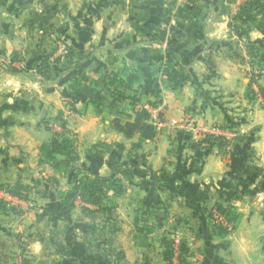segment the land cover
Here are the masks:
<instances>
[{"label":"rangeland","instance_id":"374dc122","mask_svg":"<svg viewBox=\"0 0 264 264\" xmlns=\"http://www.w3.org/2000/svg\"><path fill=\"white\" fill-rule=\"evenodd\" d=\"M102 1L109 2L110 9L97 8L93 14L100 18L96 24L111 23L107 32L111 47L97 70L108 71L123 64L135 69L139 64L144 79L135 83L134 98L119 106L123 107L122 114L103 115L98 120L100 124H96L84 139L85 146L79 147L80 160L73 171L79 167L100 174L95 171L96 164H104L100 175L118 178L122 188L116 196L110 191L109 197L103 200L101 206L106 210L95 214V219L85 221L92 232L86 234V239L91 240L89 255L94 264H134L132 262L136 260L138 263L135 264H194L204 239L218 241L234 231L239 220L237 208L264 209V147L260 154V149L255 147L258 140L264 146V35L255 28L247 31L249 23H243L239 18L240 8L247 0H211L209 3L201 0ZM86 2L0 0V31L14 35L17 42H24L19 39L26 33L34 36L32 41L37 39L44 43L47 38L53 39L56 41L54 53L47 56L52 59L64 45L56 38L54 30L62 32L60 27L67 24V20H77L79 6ZM86 11L90 12L89 9ZM145 28L149 34H144ZM66 33L71 36L69 30ZM21 57L24 61H15L11 65L21 69L20 74L38 75L35 68L39 60L32 63ZM8 62L10 58L5 65ZM174 73L179 74L176 80L181 82L176 86L166 80ZM188 77H193V92L198 93L199 100L206 97L207 100L199 101L195 106L188 104L190 108L186 106L181 115L175 117L171 104L164 102L172 101L168 95ZM204 85L208 86L207 93L204 89L201 91ZM189 93L192 94L191 90ZM144 104L152 106V116L150 113L147 120L153 127L152 138L141 142L138 133L128 138L113 128L117 122L124 127L132 122L134 113L144 110ZM64 108L63 120L83 118V114ZM50 123L55 122L52 119ZM110 129L115 130L116 137ZM124 130L127 135L129 128ZM94 135L93 146L89 142ZM139 142L142 145L136 146ZM97 144L101 148L100 154L95 150ZM183 147L184 151L179 153ZM82 150L88 153L84 151L82 155ZM183 154L191 161L193 179L207 176L199 165L209 154H216L228 168L225 171L228 174L223 178L234 183L230 198L233 200L240 192L246 196L244 203L252 206H237V200H206L202 195L198 199L200 193L187 183L189 180L173 188L171 184L160 186L141 180L144 171L139 174L138 170L145 168L148 176L152 170L158 172L159 167L165 168V165L176 167V161ZM239 178L255 183L252 190L238 191L235 182ZM255 188L262 189L259 200L254 197ZM61 190H64L62 185ZM193 192H197L198 200L193 199ZM31 202L33 209L26 217L32 216L37 207L35 199ZM80 202L75 199L72 214L76 222L66 233V242L72 241L73 237L75 240L76 233L80 234L81 228H77L81 219L77 215ZM64 220L60 219V222ZM201 228L208 231L207 237L200 232ZM51 239L55 242L60 238L52 234ZM165 241L169 244L167 254L163 246ZM146 244L149 247L146 248ZM143 255L147 263H141ZM70 259L74 260V257ZM45 260L48 262L49 258ZM51 261L58 264L63 260Z\"/></svg>","mask_w":264,"mask_h":264},{"label":"crops","instance_id":"0c3cea01","mask_svg":"<svg viewBox=\"0 0 264 264\" xmlns=\"http://www.w3.org/2000/svg\"><path fill=\"white\" fill-rule=\"evenodd\" d=\"M109 5V2L102 0H87L86 4L83 3L79 6L77 20H67V24L60 27L64 32L63 30L62 32L54 30L56 38L72 47L78 58L88 59L87 63L91 69L99 68L98 66L106 58V51L111 47L108 44L109 36H107L111 23L103 26L96 24L100 18L93 14V10L95 11L97 8L99 10L110 9ZM88 9L90 12L86 11ZM116 23L115 20L114 26ZM68 30L71 32V36L66 33ZM13 37L14 35L0 31V183L14 184L19 181L22 184L33 185L35 192L32 195L36 200L37 207H35L32 216H28L29 218L26 217L27 214H20L10 208L6 210L0 208V264H16L22 254L25 260L29 259H27L28 264H56L52 263V259L54 261L61 259L63 261L59 263L64 264L68 259L67 264L71 262L94 264L93 258L89 255L91 240L86 239V234H89L91 230L90 224L85 225V221L93 220L95 217H87L78 212L77 215L81 218L77 225V228H81L80 234L76 233L75 240L73 237L72 241L66 242V233L71 231L72 225L74 227L76 222L75 215L72 214L75 208L68 211L62 207L56 189H61V185L62 188H67L69 174L55 172L42 163L39 155L40 145L50 138V132L46 129L43 120H52L59 113L63 115L65 108L62 99L68 94L67 79L65 80L68 75L64 77L62 75L56 79L52 77L44 79L40 75L10 73L5 69V62L14 53L22 55L26 61L32 63L46 58L49 54H53L56 41L53 42V39L47 38L45 42L50 43L51 46L48 43L44 45L45 42H38L37 39L32 41L34 36L30 33L22 34L19 40H24V42H17V39H13ZM129 37L126 36V38ZM68 38H70V42ZM16 42L18 45L19 43L22 45H19L21 48L16 46ZM192 78L188 77L184 83L178 85L173 93L168 95L172 98L171 102L167 99L168 102H164L171 104L175 117L181 115L186 106H195L199 101L201 103V101L207 100V97L199 100L198 93L193 92L195 89L191 83ZM207 87L202 86L201 91L204 89V93H207ZM190 90L192 94L189 93ZM180 104L183 106L181 107ZM99 119H102V116H96L89 108L81 120L69 118L66 121L68 128L76 137L78 163L81 155L79 147L81 144L83 147L85 146L84 139L90 131L95 129L96 124H100L98 123ZM110 130L113 134L115 133L116 137L115 130ZM95 138V135L91 136V142H89L93 146ZM255 147L260 149L259 154L263 152L262 141L258 140ZM250 148L254 149L253 146ZM95 150L97 154H100L101 148L98 144L95 146ZM84 151L88 153L87 150H82V155ZM183 151L184 147L179 150V153ZM188 161L183 154V157L176 161V167L168 168L165 165V168L159 167L158 172L152 170V174L149 173L148 176L145 168L138 170V173L144 171L142 174L144 176L141 177L144 183L156 182L160 186L171 184L173 188V186L176 187L189 180L187 183L193 187V190L203 193V198L206 200H232L230 190L234 183L223 178L225 174H228L225 172L228 169L225 161L216 154H209L205 157L199 165V169L201 168L207 175L202 179L192 178L191 161ZM96 167L95 171L101 174V167H104V164L97 163ZM137 169L138 167L136 171ZM166 169L167 171H164ZM187 174L188 176L185 177ZM54 179L56 182H52ZM254 185L255 183L250 184L240 178L235 182L237 190L245 188L251 191V187ZM261 190L254 189L255 199L259 200L262 197ZM194 192L193 199L198 200L197 192L196 194ZM236 194L237 196H234L233 199L237 200L235 205L252 206V204L244 203L243 200L246 199V196L240 192ZM237 211L239 220L234 231L224 235L218 241L210 242V240L204 239L199 248L197 262L194 264H264V209L237 208ZM83 217L86 220H82ZM63 218L65 220L61 223L60 219ZM253 220L255 221L252 222ZM201 229L203 230L200 232H203V235L207 237L208 231L205 228ZM52 234H56L60 239L54 242L51 239ZM146 245V248L149 247V244ZM71 257H74V260H71ZM46 258H49L51 262H47ZM141 259V263L148 262L145 261V255ZM132 263H138V260Z\"/></svg>","mask_w":264,"mask_h":264},{"label":"trees","instance_id":"16d2710c","mask_svg":"<svg viewBox=\"0 0 264 264\" xmlns=\"http://www.w3.org/2000/svg\"><path fill=\"white\" fill-rule=\"evenodd\" d=\"M201 1L209 3L211 0ZM239 18L241 22L249 23L247 31L255 28L264 35V0H247L240 8ZM142 25L145 26V22ZM137 28L140 30V26ZM145 29L144 34H149V30ZM48 58H42L36 63L37 74L44 79L51 77L56 79L62 75L63 77L68 75L65 78V80L67 79L68 94L62 99L63 104L78 114H84L90 108L97 116L121 115L123 107L119 106L128 99L134 98L132 92L136 89L134 88L135 83L138 84L144 79L143 68L139 64H136L135 69L124 64L108 71L91 69L87 58L84 60L78 58L74 49L65 44L62 53L55 55L52 59ZM20 60L24 61L21 55L12 54L5 69L10 73H20L21 69H16L11 65V63ZM86 70L89 74L84 73ZM174 74L168 76L166 80L176 86L181 82L176 80L179 74ZM62 116V113H59L53 119V122L60 125L59 131L52 129L50 120H43L46 129L50 132V138L39 147L40 159L43 164L55 172L69 174L67 188L56 189L60 205L68 211H72L76 207L75 199L78 198L81 201L80 213L87 217H95V214L106 210L101 204L109 197L110 191L115 196L121 193V184L119 179L114 176L100 175L87 171L85 168L78 167V170L73 171L78 163L76 139L75 135L66 128L67 122L62 119ZM148 117L149 114L145 110H140L134 113L133 121L126 123L125 127L117 122L113 128L128 138H131L134 133H138V138L143 142V140L154 136L153 127L147 121ZM126 127L129 128L127 135L124 130ZM141 142L136 146L142 145ZM52 182H56V179ZM0 189L23 200L33 201L34 199L32 194L35 192V187L31 184H22L19 181L14 184L0 183ZM201 195L203 196V193L200 192L198 199L202 198ZM0 208L2 210L10 208L19 212L1 199ZM163 246L167 249V254L168 242L165 241ZM24 263H27L25 259Z\"/></svg>","mask_w":264,"mask_h":264},{"label":"built area","instance_id":"2783aa9c","mask_svg":"<svg viewBox=\"0 0 264 264\" xmlns=\"http://www.w3.org/2000/svg\"><path fill=\"white\" fill-rule=\"evenodd\" d=\"M64 49V45H61L58 48V54L62 53ZM143 109L149 114L152 112V106L149 104H144ZM69 115H71L69 112H67ZM152 116V113H151ZM58 123L51 124V127L53 130L59 131L60 128L57 127ZM59 126V125H58ZM0 199L3 200L8 206L13 207L15 210H18L22 214H27L29 211H32L33 209V203L31 201L23 200L17 196H13L8 194L7 192H4L0 189ZM25 257L22 255L16 262V264H25L24 263Z\"/></svg>","mask_w":264,"mask_h":264}]
</instances>
